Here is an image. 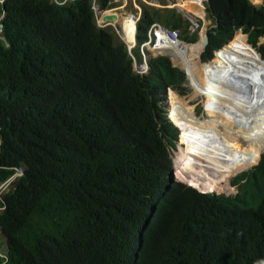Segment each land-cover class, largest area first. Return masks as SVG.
<instances>
[{
  "label": "trees",
  "instance_id": "16d2710c",
  "mask_svg": "<svg viewBox=\"0 0 264 264\" xmlns=\"http://www.w3.org/2000/svg\"><path fill=\"white\" fill-rule=\"evenodd\" d=\"M252 1L257 6L251 0L207 2L215 21L201 58L207 72L232 64L233 39L245 33L233 43L244 62L216 77L220 84L240 70L247 86L248 55L239 50L246 34L242 49L253 56L252 77H264V4ZM65 2L0 3V184L26 168L0 202V264H249L259 256L264 262L256 241L264 235V154L233 180L240 186L236 196L202 195L172 181L173 152L185 132L168 122L163 103L169 89L187 95L186 74L163 56L150 59L149 76L135 74L126 46L97 27L93 0ZM113 2L97 0L102 11L115 8ZM121 2L127 7L132 0ZM158 17L143 8L140 46ZM158 21L182 29L175 16ZM191 78L195 82L196 73ZM213 106L208 102L209 123ZM207 124L202 118L191 126L192 141L230 160V167L243 161L210 137L206 144ZM181 180L200 190H231L191 173ZM230 232L236 254H216ZM204 236L212 239L203 243Z\"/></svg>",
  "mask_w": 264,
  "mask_h": 264
},
{
  "label": "bare ground",
  "instance_id": "6f19581e",
  "mask_svg": "<svg viewBox=\"0 0 264 264\" xmlns=\"http://www.w3.org/2000/svg\"><path fill=\"white\" fill-rule=\"evenodd\" d=\"M135 24H136L135 21H131V24H130L131 29H129L130 31L135 27ZM136 28H137V24H136ZM123 33H124L123 38L127 42L128 33L124 30H123ZM131 34L134 36V40H135L136 31L134 33H131ZM237 35L233 39L234 41H235ZM234 41L232 42L233 62H232V64L227 65L229 67H226L224 70H222V72H215V71L211 72L212 70L207 72L203 68L201 55L206 48V46H205L206 43L203 44V47L198 46L195 49L194 48L191 49V46H194L196 44H191V45L187 44L185 46H182L181 44H178V45L166 44V46L164 47V51L167 54H170L173 56H178L180 58V62L176 61L174 65H176L175 67H179L181 70L188 73L189 78L192 81V85L195 89L194 96H196V95L198 96V94L196 92L199 89L196 87L195 82L191 78V75L195 74V72H194L195 70L192 69L191 65L194 63H197V61H200L201 69L203 70L201 77H203L204 80H207L206 81V87L203 88V90L201 91V92H203L201 96L204 97V99H206L207 102L209 100V102L212 103L213 105L216 104L215 106L217 107L219 114L222 115V118H217L214 123L212 120L209 123L207 113H206V116L203 117V118H205V122L208 123L207 125H209L208 128H209V132L212 136L211 139L215 141L216 145L219 148H221V147L224 148V147H227L229 142L234 143V144H236V150L238 152L246 154L245 153L246 151L244 150L245 147H241V141L242 140L253 141L255 143L254 148L252 149L254 154L251 158L249 157V155H247V158H244L242 155L239 154L238 157L244 158L243 161L237 160L236 162H233V164H234L233 170L235 168L239 170V168L240 169H245V168L248 169V167H253V165H256L255 163L259 159V155L264 153V150L262 149V146H264V137H263L264 136V114H263L264 108L262 107V105H264V99H262V100L255 99L254 100L255 103H257V106H256V108H254L253 112L251 110L253 108L252 105H250L249 103L237 100L238 97L234 96L235 92H237L238 95H240V96H244L243 91H239V92L237 91L238 89L242 88V85H243V81L240 78V73H239L240 70H236V72L233 74V77L228 81H225L221 84L218 80H217V82H215L216 77L225 75L228 71L236 69L239 67V58H238L239 55H237V53L235 51V45L233 44ZM248 41H249V38H248ZM248 41H245L244 43L240 44L239 50H240V52H242V54H241L242 56L244 55V57L246 58V56L248 55V57H249L248 66H247L248 57H247L246 65H245L246 77L249 80L248 84L250 83V80L252 79L251 81H253V84L254 85L258 84L257 85V87H258L259 83L254 81L252 74H251V69H252L251 61H252L253 56L251 54L243 53V49H242V46L245 43H247ZM132 44H134V43H132ZM200 49H202V51H201L202 53H200V54L195 53V52H200ZM196 55H199L200 57H197ZM235 55H236V60H235ZM222 60H223V55H222L221 62H222ZM249 70H250V79H249ZM209 72H210V74H209L210 78L208 77V79H207L206 77H207V74ZM241 74L244 75V73H242V71H241ZM202 75H205V76H202ZM211 77H213V78H211ZM203 83H205V81H203ZM194 84H195V86H194ZM248 84L245 87V89L247 88L248 91H255L252 93L246 91V93L248 95L256 94L258 96L260 94H264L263 93L264 90L260 94L256 93L257 89L256 90H254V89L249 90ZM263 84H264V81H263ZM214 85H215V87H214ZM209 90L211 91L212 95H208ZM213 96H214V99H212ZM248 99H250V98H248ZM168 103L170 105L169 118H170L171 122L175 126L179 127L181 130L182 129L188 130L189 144H191L190 149H191V151H194L196 148V152H198L195 155H191L190 158H193L194 161H198L196 158H202L203 154H204L203 152H205V154H204V157H205L207 150L204 148V146L200 147V144L193 142L191 139V136H190L191 126L192 125L197 126V122L200 119H202V118L197 117L195 115V112H193V110L195 108L192 105V103H193L192 99H191V101H188V99L182 98L177 93L173 94L171 92V93H169V102ZM206 108L209 109L208 105ZM260 109H261V111H259ZM214 111H215V109L213 106L212 114L214 113ZM250 114L257 115V117H259V119L256 120V122L252 123V120L248 119ZM192 117H194L196 120L193 121L191 119ZM248 129L249 130L253 129V130L250 132ZM207 136L208 135H206V137L204 139L208 142V140H210L209 139L210 136H208V139H207ZM186 139H187V137H186V132H185L184 142H182V141L179 142L180 146H184V149H185V147H188L186 145ZM186 150L188 151L187 148H186ZM200 150L203 152H201ZM213 151H215V150H213ZM185 154L186 153L184 151L183 155L179 158L177 157V159L175 160V169H176V175H177L176 177L179 176L178 177L179 180H181L187 174L191 173L193 175L194 174L193 173L194 170L192 171L193 167L197 168L196 166L193 165V163H190V158H188V160H186V161H183ZM195 156H197V157L195 158ZM225 159L226 158L219 156V157H217V162L219 161V164L227 163L228 166L230 167V165H231L230 160H225ZM188 165L190 166V169L187 168ZM221 166H222V164H221ZM222 167L223 168H221V169H224V167H226V166H222ZM206 170L208 172L204 171L203 174H201V172L200 173L196 172V173H198V175L202 176L203 178L204 177L211 178L218 185L226 184L229 186V188H231L229 179L233 175L243 171V170H241V171L234 172V173H232V172L228 173V172H226V170H228V167L226 170H220L213 163L210 164L209 168H206ZM213 170L216 171V173ZM222 174H231V175H229L228 177H225ZM194 175H197V174H194ZM190 185H192V184H190ZM231 190H233V189L231 188Z\"/></svg>",
  "mask_w": 264,
  "mask_h": 264
},
{
  "label": "rangeland",
  "instance_id": "374dc122",
  "mask_svg": "<svg viewBox=\"0 0 264 264\" xmlns=\"http://www.w3.org/2000/svg\"><path fill=\"white\" fill-rule=\"evenodd\" d=\"M171 1V3H173L174 1H175V3H177V0H170ZM263 1V4H264V0H262ZM251 2L254 4V5H256L252 0H251ZM118 3V2H117ZM116 4V3H115ZM204 4V7H205V10L203 9V6L201 5L200 7L199 6H197V7H192V5H190V4H188V6H187V9L189 10L188 12H185V11H179L180 13H181V15H174L178 20H180L181 22H182V29H180L179 30V34H180V36L182 37V40H183V42H188V43H196V42H200V40H201V37H202V40H204V37L205 36H207V32H209L208 30H210V23L211 22H215V21H213L212 19H211V16L207 13V3L206 2H204L203 3ZM176 5V4H175ZM257 6V5H256ZM173 8H175V7H173ZM258 8H261V7H259L258 6ZM191 15L193 16V17H200V18H202L199 22L201 23V26L203 27V29H201V30H199V31H197V32H194L193 31V28H191V21H190V17H191ZM161 23V22H160ZM185 24H186V26H188V31L189 32H186V33H184L185 32V29L183 30V27L185 28L186 26H185ZM214 25H215V23H214ZM124 28L122 27V30H123ZM110 31V30H109ZM111 32V31H110ZM239 32H241V31H239ZM238 32V33H239ZM112 33V32H111ZM113 34V33H112ZM193 36V37H192ZM237 39L239 38V35H238V37H236ZM116 39V40H115ZM206 39V38H205ZM236 40V39H235ZM126 42V41H125ZM235 42V41H234ZM114 43L115 44H119V43H121L115 36H114ZM127 44H128V46L129 47H131V48H133L134 46H135V40H134V36L133 35H128V37H127V42H126ZM132 43H134V44H131ZM206 42L204 41V43L203 44H205ZM199 46V45H198ZM202 51V49H200V52H195V53H202L201 52ZM147 52H148V56L150 57V58H158V57H160V56H164V57H170L171 58V56L169 55V54H166V53H163V54H158V53H155L152 49H150L149 47H148V50H147ZM171 60H172V58H171ZM172 62H173V64H175L174 63V61L172 60ZM202 62H203V60H202ZM239 62H240V65L244 62L243 61V59L241 58V60H239ZM204 63V62H203ZM195 64H198V61H197V63H194V64H192L191 66H192V69L193 70H195L194 72L196 73V78H195V82H196V87L199 89V90H197V94H198V96L196 95V96H194V93H195V89L193 88V87H191V84L189 83V81H188V79H187V83L185 84V88H187L188 89V93H187V95L186 96H182L181 95V93L180 92H178V91H175L179 96H181L182 98H185V99H188V101H191V99H192V105L194 106V110H193V112H195V115L197 116V117H199V118H203V117H205L206 116V113L208 114L209 113V110L206 108L207 107V105H208V102H209V100H208V102H207V100L206 99H204V97H202L201 95H202V93L203 92H201L202 90H203V88H205L206 87V81L207 80H204V78L203 77H201V74L203 73V70L201 69V67H200V65H198V67H196V66H194ZM174 67H175V65H174ZM175 68H178V69H180L179 67H175ZM181 70V69H180ZM182 71V70H181ZM183 72V71H182ZM209 74H210V72L207 74V79H208V77H209ZM202 76H205V75H202ZM210 78V77H209ZM211 78H213V77H211ZM250 79V78H249ZM252 80V79H251ZM203 81H205V83H203ZM243 81V85H242V88H240V89H238L237 91L239 92V91H242V90H244L243 89V86H244V80H242ZM263 81H264V77H263V79H262V81H259L258 83H260L261 82V89L259 90L258 89V87H257V85H255V88H254V90H256L257 89V94H260L263 90ZM215 82H217V80L215 81ZM203 83V84H202ZM250 83H252L253 84V81H250ZM250 83L248 84V87H249V89H253V88H250ZM216 85V84H215ZM215 85H214V87H215ZM254 85V84H253ZM248 92H250V93H252V92H255V91H248ZM169 93L170 92H168L167 93V97H166V102L165 103H163V105H164V107H165V109L167 110V112L170 110V105H169ZM208 94H210V95H212V93H211V91L209 90L208 91ZM247 94V93H246ZM234 96H236V97H238V101H243V102H246V103H249L250 105H252L253 106V108L251 109L252 110V112H253V110H254V108H256V106H257V103H255V99H260V100H262V99H264V94H260V95H258V96H256L255 98H250V99H248L247 97L248 96H250V95H245L244 94V96H240V95H238V93L237 92H235V94H234ZM195 99V101H193ZM213 99H214V96H213ZM216 104H214V109H215V111H214V113L212 114V121H213V123L216 121V119L217 118H222V115L221 114H219V111H218V109H217V107L215 106ZM262 107L264 108V105H262ZM259 109V108H258ZM259 111H261V109L259 110ZM216 113V114H215ZM264 114V113H263ZM252 116V117H251ZM168 118H169V115H168ZM249 120H252V123L253 122H256V120H258L259 119V117H257V115H255V114H250V116H249V118H248ZM254 129V128H253ZM253 129H248L250 132L253 130ZM183 131H185L186 132V137H187V139H186V145L188 146V147H185V149H184V146H180V144H177V150L176 151H174L173 152V166H174V168H175V160L177 159V157L179 158V157H181L182 155H183V153H184V151H185V153L187 154V156L188 157H191V155H195L196 153H198V152H196V148H195V150L194 151H191V149H190V146H191V144H189V133H188V130H184V129H182ZM209 136H210V138H212V136H211V134H210V132H209ZM264 137V136H263ZM207 139H208V136H207ZM0 144H1V140H0ZM254 145H255V143L253 142V141H244V140H242L241 141V147H245L244 148V150L246 151L245 153L246 154H243V153H241V152H238L237 150H236V144H234V143H228V145H227V147H224V148H219V149H221L222 151H228V150H232V156L233 157H235V158H237V159H242V157H238V155L240 154V155H242L244 158H247V155H249V157L251 158L252 156H253V154H254V152L252 151V149L254 148ZM263 147V146H262ZM186 148L188 149V151L186 150ZM201 151V150H200ZM201 152H203V151H201ZM204 154H205V152H203ZM249 153V154H248ZM204 154H203V157L202 158H196L197 156H195V158L198 160V161H194V159H193V165L194 166H196L197 168H195V167H193V169H192V171H193V173L194 174H197L198 175V173H196V172H201V174H203L204 173V171L205 172H208L207 170H206V168H209V166H210V164H218V163H215L216 162V160H217V156L215 155V153L212 151V150H209V151H206V156L204 157ZM264 154V153H263ZM263 154H260L259 155V159L256 161V163L255 164H257L258 163V161L260 160V157H261V155H263ZM201 157V156H200ZM227 157H228V155H227ZM222 164V166H226V167H224V169H220V170H226L227 169V167L228 168H231V167H234V166H231V167H229L228 166V164L227 163H221ZM256 165H253V167H255ZM253 167H248V169L247 168H245V169H240L239 168V170L238 169H234V170H231V172L232 173H234V172H238V171H241V170H243V171H246V170H250L251 168H253ZM211 169V168H210ZM231 169H233V168H231ZM252 170V169H251ZM214 171V170H213ZM243 171H241V172H243ZM215 173H216V171H214ZM241 172H239V173H241ZM231 173V174H232ZM239 173H237V174H235V175H233L230 179H229V181H230V183L231 184H233V180L236 178V176H238V174ZM221 174V173H220ZM231 174H222L223 176H225V177H228L229 175H231ZM177 175H174V178H175V180L178 182V180H177V178L179 177H176ZM181 182L183 181L184 183H189V184H192L191 183V181H184V180H180ZM183 183V184H184ZM205 190H207V191H210V192H213L212 190H210V189H205ZM205 190H203V191H205ZM217 193H221V191H219V190H217ZM238 193V189H237V187H235V189H233V190H230V191H227L225 194H227V195H230V196H232V195H236ZM0 214H2V212L0 211ZM3 233H2V231H1V229H0V242H3ZM6 248H4V249H1V254L3 255L4 254V252H6Z\"/></svg>",
  "mask_w": 264,
  "mask_h": 264
},
{
  "label": "built area",
  "instance_id": "2783aa9c",
  "mask_svg": "<svg viewBox=\"0 0 264 264\" xmlns=\"http://www.w3.org/2000/svg\"><path fill=\"white\" fill-rule=\"evenodd\" d=\"M55 2H57V0H54ZM68 1H74V0H68ZM4 0H0V3L3 4ZM92 10L94 12L95 15V20L96 23L98 25L99 28L101 29H105L108 27L107 24H104L102 22V11L100 9V6L94 2L93 3V7ZM110 28H112L115 32V34L123 41V33L121 34L119 32V30L114 26L111 25L109 26ZM108 27V28H109ZM194 32H197L200 30L201 25L199 24V22L197 21H192V27ZM2 30L3 27L0 26V34H2ZM149 42L150 44H155V48L156 51L159 52H165L164 51V47L166 46V44H170V45H178L181 44L182 46H185L182 41H181V37L178 31L175 30H171L165 26H154L150 33H149ZM147 45H142L139 48L136 47L135 50H139L140 55L142 57V59H140V61H138L135 56L132 54H130V58L133 60V69H134V73L139 75V76H146L150 73L149 71V59L147 56ZM128 53L131 52L130 47L128 46ZM173 58H175V60L180 62V58L178 56H172ZM190 79V78H189ZM191 85H192V81H191ZM25 172H26V168L25 167H20L18 169H15V174L10 177L6 182L0 184V202L4 203L3 201V196L5 193L10 192L17 184V182L23 178L25 176ZM4 209H0V211L2 212Z\"/></svg>",
  "mask_w": 264,
  "mask_h": 264
},
{
  "label": "clouds",
  "instance_id": "9594fccd",
  "mask_svg": "<svg viewBox=\"0 0 264 264\" xmlns=\"http://www.w3.org/2000/svg\"><path fill=\"white\" fill-rule=\"evenodd\" d=\"M54 1V0H53ZM75 1V0H74ZM120 1V0H119ZM55 2V1H54ZM66 2H71V1H68V0H66ZM65 2V3H66ZM94 2H96L97 3V0H93V3ZM204 2H208L207 0H203V3ZM57 3V2H56ZM64 3V4H65ZM64 4H61V5H64ZM98 4V3H97ZM99 5V4H98ZM113 5H114V2H113ZM100 6V5H99ZM173 6H175V5H173ZM203 6V9L205 10V7H204V4L202 5ZM92 7H93V4H92ZM101 9V8H100ZM176 9H178L179 10V8H176ZM93 11V10H92ZM102 11V10H101ZM117 11V9H115V8H113V9H109V10H106V11H102L101 13H102V22L104 23V24H107L108 25V27L109 26H111V25H114L118 30H119V32L122 34L123 33V30H122V24H121V22H120V20H119V18H118V22H108V23H105L103 20V18H104V16L105 15H109V14H114V15H116L117 17H119L118 16V14H116L115 12ZM180 11V10H179ZM94 13V12H93ZM182 13V12H181ZM94 17H95V15H94ZM125 17V16H124ZM121 19V18H120ZM129 19H132V20H134L135 21V23L137 24V26H138V23H139V21H140V19L141 18H138V17H130ZM190 19V21L192 22L193 20L194 21H197V22H199L202 18H200V17H193L192 15H191V17L189 18ZM95 22H96V20H95ZM199 24L201 25V23L199 22ZM96 25H97V23H96ZM154 26H164V25H159V24H154L151 28H150V31H151V29L154 27ZM97 27H98V25H97ZM105 28V29H101V28H99V29H101V30H110V31H112L114 34H115V32H114V30L112 29V28ZM166 27V26H165ZM191 27H192V23H191ZM213 27H215V25H214V23L213 22H211L210 23V30L213 28ZM168 28V27H167ZM170 29V28H169ZM201 29H203V27L201 26V28H200V30ZM172 30V29H171ZM210 30H208V31H210ZM150 31H149V33H150ZM175 31H178V30H175ZM241 31V33H244V31H243V29H241L240 30ZM179 32V31H178ZM149 33H148V41L145 43V44H143V45H147L146 46V48H147V50H148V47L150 48V49H152L155 53H158V54H163V53H166V52H159V51H156V48H155V44H150V42H149ZM208 34H209V32H207ZM124 34V33H123ZM238 34V33H237ZM115 36L117 37V39L121 42V43H123L125 46H126V48L128 47V44L125 42V40H121L116 34H115ZM124 36V35H123ZM136 36H137V28H136V34H135V46L133 47V48H130L131 49V51H132V53H134V52H137L138 53V55H139V61H140V59H142V57H141V55H140V52H139V50L137 49V50H135V48L136 47H140V45L137 43V39H136ZM246 36H248V38H249V35L248 34H246ZM181 37V36H180ZM193 37V36H192ZM261 39H264V38H261ZM261 39H260V43H259V45L260 46H262L263 44H261ZM181 41H182V43L184 44V45H191V44H197V43H199V42H196V43H186V42H183V40H182V37H181ZM201 41V40H200ZM250 43V42H249ZM252 46H253V44H251ZM142 46V45H141ZM254 47V46H253ZM255 48V47H254ZM256 49V48H255ZM127 50H128V48H127ZM257 51H258V49H256ZM222 51V49L219 51V52H221ZM147 52V51H146ZM206 52V50H204V52L202 53V55H201V58H203V54ZM259 52V51H258ZM260 53V52H259ZM167 54V53H166ZM216 54H218V51H216V53H215V55ZM261 54V53H260ZM170 55V54H169ZM262 55V54H261ZM147 56H148V52H147ZM171 56V58H172V60L174 61V63L177 61V60H175V58H173L172 56L173 55H170ZM164 57V56H163ZM168 57V56H167ZM263 57V56H262ZM168 58H170V57H168ZM170 58V59H171ZM148 59H149V61H150V57L148 56ZM177 62H179V61H177ZM148 64H149V67H150V63L148 62ZM133 71H134V69H133ZM149 71L151 72V67L149 68ZM183 71V70H182ZM185 74H186V76H187V79H188V81H189V83L191 84V80L189 79V75H188V73L187 72H185V71H183ZM150 75V73L148 74V75H146V76H149ZM191 87H193V85H191ZM194 88V87H193ZM171 90H173V89H169L168 90V92H170ZM167 92V93H168ZM170 111V110H169ZM169 111L167 112V110H166V112H167V118H168V115H169ZM168 122H170V123H172L171 122V120H170V118H168ZM173 124V123H172ZM174 125V124H173ZM175 126V125H174ZM177 129H179L180 130V132H181V129L179 128V127H177V126H175ZM180 142V141H179ZM179 142H178V144H179ZM1 145V144H0ZM176 151V150H175ZM173 157V156H172ZM175 163V162H174ZM257 166V165H256ZM255 166V167H256ZM255 167H253V168H251V169H254ZM251 169L250 170H246V171H243V172H241V173H239L238 174V176L240 175V174H242V173H245V172H249V171H251ZM174 175H176V169L174 168V166H173V171H172V174H171V180L172 181H175V182H177L176 180H175V178H174ZM237 177V176H236ZM232 179V178H231ZM177 180H178V182L177 183H181V184H183L184 182L182 181H180L178 178H177ZM231 181V180H230ZM184 185H186V186H188V187H190V188H192V189H194V190H196L197 192H199L200 194H202V195H206V194H213V193H217V191H214V192H209V191H207V190H205V191H202V190H200V189H198V188H196V187H194V186H192V185H190L189 183H184ZM230 187L232 188V189H235V187H237V189H238V193H239V191H240V186H238V185H233V184H231L230 183ZM227 191H230V189H228ZM226 191V192H227ZM226 192H221V193H217V194H225ZM237 193V194H238ZM236 194V195H237ZM227 195V194H226ZM236 195H232V196H236ZM227 196H230V195H227ZM3 212V211H2ZM212 238L211 237H207V236H204V239H203V243H205V242H208L209 240H211ZM257 241V244L259 245V246H261L263 249H264V235L263 236H261L258 240H256ZM236 238H233L232 237V233L230 232L229 234H227L225 237H223V240L221 241V243H220V245H219V247H218V249H217V253L216 254H219V253H222V254H225V255H231V256H233V255H235L236 254V252H237V245H236ZM263 254H264V252H263ZM261 258H263V257H261V256H259L258 258L257 257H255L249 264H264V262H262L261 261Z\"/></svg>",
  "mask_w": 264,
  "mask_h": 264
},
{
  "label": "crops",
  "instance_id": "0c3cea01",
  "mask_svg": "<svg viewBox=\"0 0 264 264\" xmlns=\"http://www.w3.org/2000/svg\"><path fill=\"white\" fill-rule=\"evenodd\" d=\"M188 4L192 5V7H197V6L200 7L201 5H203V0H177V3H175V1L173 3H171L170 0H132L131 5L127 6V7H126V5H124L121 2V0L120 1L114 0L115 9H117V11L115 13L118 14V16H119L118 18L122 24V27L124 28L123 30L126 31L128 33V35H132L131 33H134L136 31V24H135V27L131 31L129 30V29H131V27H130L131 21H134V20L129 19V18L130 17L141 18L144 7L148 8L150 10V12H152V13H153V11L157 12L159 15V17H158V20H159L160 17H163L165 15H168V16L169 15H171V16L181 15L179 10L188 12L189 11L187 9ZM173 5H175V6H173ZM173 7H175V8H173ZM176 8H179V10ZM158 20H157L156 24L164 25V23H162V22L160 23ZM243 34H245V33H243ZM246 37H247V41H248V36H246ZM205 38H207V36L204 37V40H202V38H201V41L198 44L191 46V49H193V48L195 49L196 47H198V45L203 47V43L206 40ZM196 56L200 57L199 55H196ZM198 65H200V67H201L200 61H198Z\"/></svg>",
  "mask_w": 264,
  "mask_h": 264
},
{
  "label": "water",
  "instance_id": "95a60500",
  "mask_svg": "<svg viewBox=\"0 0 264 264\" xmlns=\"http://www.w3.org/2000/svg\"><path fill=\"white\" fill-rule=\"evenodd\" d=\"M208 1V0H207ZM104 20V22L105 23H108V22H118V17L116 16V15H114V14H107V15H105L104 16V18H103ZM205 42H206V48H205V50L207 49V47H208V45H209V42H210V39H209V34L207 33V38H206V40H205ZM264 43V39H261V44H263ZM130 54H132V51L131 52H129V56H130ZM250 90V89H249ZM243 91V93L245 94V95H247L246 94V91H248L247 90V88L245 89V90H242ZM205 142V141H204ZM205 144V143H204ZM206 144H210L209 142L208 143H206Z\"/></svg>",
  "mask_w": 264,
  "mask_h": 264
}]
</instances>
